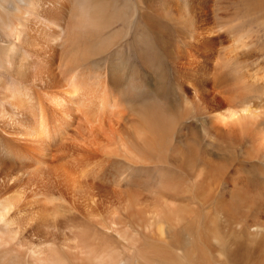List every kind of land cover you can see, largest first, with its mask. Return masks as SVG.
I'll return each mask as SVG.
<instances>
[{"label":"bare ground","instance_id":"6f19581e","mask_svg":"<svg viewBox=\"0 0 264 264\" xmlns=\"http://www.w3.org/2000/svg\"><path fill=\"white\" fill-rule=\"evenodd\" d=\"M244 19L264 0H0V264H264Z\"/></svg>","mask_w":264,"mask_h":264},{"label":"rangeland","instance_id":"374dc122","mask_svg":"<svg viewBox=\"0 0 264 264\" xmlns=\"http://www.w3.org/2000/svg\"><path fill=\"white\" fill-rule=\"evenodd\" d=\"M257 26V23H252L246 19L243 20L240 30L249 34L247 36L248 39L251 34L256 40L252 43V46H248L246 37H240V43L237 50L240 52L239 58L243 64V67H241L242 74H245V76L254 75L255 78L254 76L249 77L250 79L252 78V83L255 82L253 83L254 85H259L264 89V28L262 27L261 29ZM262 99H264V97ZM259 100L261 99L253 98L250 99L249 103L252 104V102L255 103ZM205 143L207 144V139H205Z\"/></svg>","mask_w":264,"mask_h":264}]
</instances>
